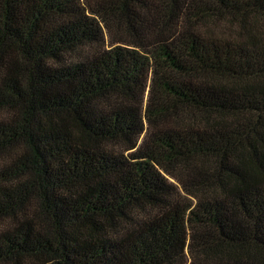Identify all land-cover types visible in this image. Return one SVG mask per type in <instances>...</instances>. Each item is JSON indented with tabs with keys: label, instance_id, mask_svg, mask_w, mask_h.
Returning a JSON list of instances; mask_svg holds the SVG:
<instances>
[{
	"label": "trees",
	"instance_id": "16d2710c",
	"mask_svg": "<svg viewBox=\"0 0 264 264\" xmlns=\"http://www.w3.org/2000/svg\"><path fill=\"white\" fill-rule=\"evenodd\" d=\"M0 264H264V0H0Z\"/></svg>",
	"mask_w": 264,
	"mask_h": 264
},
{
	"label": "rangeland",
	"instance_id": "374dc122",
	"mask_svg": "<svg viewBox=\"0 0 264 264\" xmlns=\"http://www.w3.org/2000/svg\"><path fill=\"white\" fill-rule=\"evenodd\" d=\"M2 224L0 223V226H1Z\"/></svg>",
	"mask_w": 264,
	"mask_h": 264
}]
</instances>
